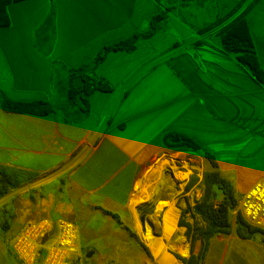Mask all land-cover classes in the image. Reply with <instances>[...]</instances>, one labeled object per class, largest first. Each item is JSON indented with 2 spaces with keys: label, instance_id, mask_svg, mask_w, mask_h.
Masks as SVG:
<instances>
[{
  "label": "crops",
  "instance_id": "1",
  "mask_svg": "<svg viewBox=\"0 0 264 264\" xmlns=\"http://www.w3.org/2000/svg\"><path fill=\"white\" fill-rule=\"evenodd\" d=\"M204 5H6L8 23L0 25V166L34 174L0 199V213L18 222L11 238L27 221L68 219L85 204L110 219L125 214L137 178L164 151L168 132L195 139L241 195L264 177V82L224 49L219 26L202 33L234 9L232 17L245 11L264 72V0H233L206 21ZM133 35L141 36L133 51L111 48ZM76 76L109 87L87 95V113L67 96ZM3 99L44 101L53 110L44 116L11 113L3 110ZM137 235L135 226L132 236L141 246ZM10 243L0 239V264H20ZM77 247L81 254L80 239ZM207 248L205 264H264V245L240 238L236 225L227 235H213Z\"/></svg>",
  "mask_w": 264,
  "mask_h": 264
},
{
  "label": "rangeland",
  "instance_id": "2",
  "mask_svg": "<svg viewBox=\"0 0 264 264\" xmlns=\"http://www.w3.org/2000/svg\"><path fill=\"white\" fill-rule=\"evenodd\" d=\"M231 1L233 0H205L206 9L203 14H200L202 20H210L216 14H221L224 6ZM248 3H244V8ZM203 153L201 149L193 151L185 148H164L163 152L152 158L143 168L131 192L127 212L120 213L116 220L110 219L100 210H95L86 204L83 207L79 206L80 210L78 209L77 212L71 213L68 219L74 221L79 228L81 264H105L111 261L118 264H205L208 248L203 257H197L202 249V241L194 234V231L201 225L199 221L193 219L191 209H189L200 200L203 194L200 182L197 183L198 180H195L196 173L202 176L207 166L208 169L211 168ZM160 165L165 167L172 165L175 172L179 174L177 177L179 183L174 186L175 193H166L164 192L166 189L158 190L155 186L153 177L157 176ZM195 168L198 171H194ZM191 181H193L192 184H190ZM236 196V208L231 210L229 215L230 224L233 227L236 225L235 217L240 213L239 200L242 195L236 190ZM2 198L4 196L0 199ZM215 198V202L220 199L219 192L215 193ZM177 208L179 212L176 211ZM171 209L174 210L172 213L175 217H173V225L172 218L168 217ZM184 212L189 213L188 217L185 215L187 222L183 217ZM17 223H13L7 213L2 211L0 213V239L4 241L8 239L10 242L12 240L10 236ZM186 223L187 225H182ZM181 225L186 227L185 235L190 244L189 253L181 257L182 259L172 251L175 245L170 244L174 240L173 236L177 226ZM135 226L138 229L137 239L141 246L132 236ZM149 236L151 241H148ZM245 239L264 245L261 234ZM158 241L160 246H158L159 251H156L154 246ZM6 256L11 255L6 254ZM7 257L6 259H9ZM77 257L78 254L72 255L68 260L69 264H80L78 261L74 262Z\"/></svg>",
  "mask_w": 264,
  "mask_h": 264
},
{
  "label": "trees",
  "instance_id": "3",
  "mask_svg": "<svg viewBox=\"0 0 264 264\" xmlns=\"http://www.w3.org/2000/svg\"><path fill=\"white\" fill-rule=\"evenodd\" d=\"M13 0H0V25L8 23L6 5ZM237 11V8L230 12L225 18L217 20L203 32L209 31L230 19ZM242 11L218 31V37L227 52L236 55L238 61L243 64L260 82H264V72L259 63L256 50L248 33L246 20ZM140 35H133L130 38L121 41L111 48L124 49L133 51L136 48V41ZM106 49V48H105ZM110 49V48H107ZM106 49V50H107ZM100 59V56H98ZM75 73H71L73 76ZM85 84L81 87H74L70 84L67 96L68 99L76 104L84 113L88 111L87 95L93 90L108 91L109 87L103 86L100 81L96 86L90 88L88 79L84 80ZM3 110L11 113L33 114L44 116L52 112V108L44 101L21 102L3 99L1 101ZM163 143L166 148L174 149H201L200 144L192 137L179 132H168L163 137ZM205 160L210 164L211 170L204 171L200 185L203 188V194L199 201H196L191 209V216L194 220L199 221L201 227L196 228L194 234L202 241V249L199 252V258L203 257L208 240L215 234L227 235L230 233V212L237 205L236 190L229 180L222 177L217 170V163L213 156L204 152ZM34 177L33 173L21 169H11L0 166V198L10 190L17 188L19 185ZM195 180H198L197 176ZM194 180V181H195ZM193 181L190 182L192 184ZM220 193V199L215 202V193ZM185 214V212L183 213ZM236 232L240 238H250L255 234L262 235L264 242V231L250 226L242 217L241 213L235 217ZM182 225H187L182 224ZM192 227V226H190ZM193 231V230H192ZM189 264V263H188ZM192 264V263H190Z\"/></svg>",
  "mask_w": 264,
  "mask_h": 264
},
{
  "label": "built area",
  "instance_id": "4",
  "mask_svg": "<svg viewBox=\"0 0 264 264\" xmlns=\"http://www.w3.org/2000/svg\"><path fill=\"white\" fill-rule=\"evenodd\" d=\"M234 17L228 19L217 29L219 30ZM88 82L90 88H93L98 80L90 79ZM193 170L198 171L196 168ZM196 176L197 183H199L202 176L198 172ZM239 211L250 226L264 231V177L253 183L243 193L239 202ZM185 232V226H177L174 235L179 239L174 243L172 251L180 258L187 256L190 248ZM78 239L79 228L73 221L63 217L55 220L40 218L23 224L12 238L10 250L20 264H69L68 260L75 254H78V257L74 259V262L78 261L81 264L82 256L77 247Z\"/></svg>",
  "mask_w": 264,
  "mask_h": 264
},
{
  "label": "bare ground",
  "instance_id": "5",
  "mask_svg": "<svg viewBox=\"0 0 264 264\" xmlns=\"http://www.w3.org/2000/svg\"><path fill=\"white\" fill-rule=\"evenodd\" d=\"M158 173H157V176L154 178L153 177V181H155V186H157V188H158V190H160L161 188H164V189H166L164 192H166V193H175L176 192V190H175V188H174V186L175 185H178V176H179V174L178 173H176L175 172V170H174V168H172V165L171 166H169V167H165V166H162V165H160V166H158ZM179 187H181L180 185H179ZM173 197V196H172ZM172 197L170 198V199H172ZM174 199V198H173ZM173 202V201H172ZM171 202V203H172ZM173 206V205H172ZM174 211V210H173ZM172 211V209H171V211H169V213H168V217H169V219H171L172 218V225H173V223H174V214L172 213L173 212ZM177 214V213H176ZM174 217V218H173ZM171 225V226H172ZM173 227V226H172ZM172 227L169 229V231L172 229ZM148 238V241H151V238H150V236L149 237H147ZM173 238H174V240H173ZM172 238V243H170V244H172V245H175L174 243L176 242V241H178V239L179 238H177V236H174ZM158 246H160V243H159V241L157 242V245L156 246H154L155 248H156V251H159V249H158ZM155 250V249H154ZM157 253V252H156ZM166 263V262H165Z\"/></svg>",
  "mask_w": 264,
  "mask_h": 264
},
{
  "label": "water",
  "instance_id": "6",
  "mask_svg": "<svg viewBox=\"0 0 264 264\" xmlns=\"http://www.w3.org/2000/svg\"><path fill=\"white\" fill-rule=\"evenodd\" d=\"M83 84H84V80L80 76L74 77V79H73V86L74 87H79Z\"/></svg>",
  "mask_w": 264,
  "mask_h": 264
}]
</instances>
